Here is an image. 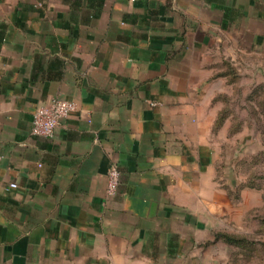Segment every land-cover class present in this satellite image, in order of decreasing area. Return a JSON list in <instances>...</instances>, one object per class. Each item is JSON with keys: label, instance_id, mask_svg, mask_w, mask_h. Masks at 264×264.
Wrapping results in <instances>:
<instances>
[{"label": "crops", "instance_id": "1", "mask_svg": "<svg viewBox=\"0 0 264 264\" xmlns=\"http://www.w3.org/2000/svg\"><path fill=\"white\" fill-rule=\"evenodd\" d=\"M234 50L264 0H0V264H207ZM53 97L77 109L33 134Z\"/></svg>", "mask_w": 264, "mask_h": 264}, {"label": "rangeland", "instance_id": "2", "mask_svg": "<svg viewBox=\"0 0 264 264\" xmlns=\"http://www.w3.org/2000/svg\"><path fill=\"white\" fill-rule=\"evenodd\" d=\"M215 62L227 73L214 129L225 124L216 170L228 195L214 233L218 253L205 262L264 264V51L216 53Z\"/></svg>", "mask_w": 264, "mask_h": 264}, {"label": "built area", "instance_id": "3", "mask_svg": "<svg viewBox=\"0 0 264 264\" xmlns=\"http://www.w3.org/2000/svg\"><path fill=\"white\" fill-rule=\"evenodd\" d=\"M152 104H154L152 102ZM77 109V103L63 97H53L36 107L33 112L31 132L35 135L53 137L61 121ZM120 184V171L113 166L108 173L107 191L114 193ZM16 186V183H11Z\"/></svg>", "mask_w": 264, "mask_h": 264}, {"label": "trees", "instance_id": "4", "mask_svg": "<svg viewBox=\"0 0 264 264\" xmlns=\"http://www.w3.org/2000/svg\"><path fill=\"white\" fill-rule=\"evenodd\" d=\"M225 237L228 239V240H233L235 237H232V236H229V235H225Z\"/></svg>", "mask_w": 264, "mask_h": 264}]
</instances>
